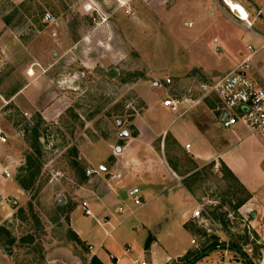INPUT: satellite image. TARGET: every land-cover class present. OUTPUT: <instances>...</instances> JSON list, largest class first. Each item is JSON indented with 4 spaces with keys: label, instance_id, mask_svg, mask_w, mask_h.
<instances>
[{
    "label": "rangeland",
    "instance_id": "374dc122",
    "mask_svg": "<svg viewBox=\"0 0 264 264\" xmlns=\"http://www.w3.org/2000/svg\"><path fill=\"white\" fill-rule=\"evenodd\" d=\"M205 2L0 0V132L7 137L0 139V264H86L88 247L73 235L70 217L84 233L101 232L82 203L95 175L111 180L130 171L121 167L125 149L142 161L159 151L181 176L203 214L189 223L195 251L215 234L227 246L240 240L254 264H264V217L253 216V207L233 209L248 189L225 163L195 158L197 149L215 154L237 141L221 125L220 99L205 100L170 127L183 144L141 127L152 106L161 127L171 123L168 95L187 92L197 77L230 73L240 50L263 43L218 10L206 11ZM254 31L264 36V16ZM255 62L264 75V50ZM251 138L226 159L255 176L264 173V144ZM241 260L234 250L215 249L198 264Z\"/></svg>",
    "mask_w": 264,
    "mask_h": 264
},
{
    "label": "crops",
    "instance_id": "0c3cea01",
    "mask_svg": "<svg viewBox=\"0 0 264 264\" xmlns=\"http://www.w3.org/2000/svg\"><path fill=\"white\" fill-rule=\"evenodd\" d=\"M232 1L241 4L252 17H255L259 10H263L261 17L264 16V0ZM205 4L206 11L213 14V10H218L230 19L229 9L223 5L222 0H206ZM259 21L260 18L257 22ZM215 41L218 42L217 39ZM244 50L239 51L243 57L247 48L246 51ZM197 109L198 106L194 108V111ZM176 114L171 123L162 124L161 127L160 122L154 119L155 109L152 106L148 114L149 120H145L146 122L144 121L141 127L144 126L149 132H155L161 136L171 134L174 141L183 144L184 141L178 130L175 132L169 130L180 118L184 117L178 114L176 116ZM239 125L233 130L228 129L237 141L215 154L213 153L215 149L213 151L197 149L195 158L214 159L225 163L251 194V199L242 208L253 207L251 209L255 216L260 218L264 217V173L249 176L246 168H237L226 159L234 147L252 139L248 132H244L245 128L239 130ZM130 138H132L131 134ZM192 146L194 147L193 143L191 148ZM126 151L127 149L122 151L121 154L125 157L120 162L121 167L129 165L130 171L126 169L127 172H122L121 178L116 177L111 180L106 179L105 176L95 175L91 181V189L86 194L88 199L84 200L89 203L93 217L99 224L104 219L109 220V224L104 226L100 224L103 234L100 231L84 233L75 226L70 217L73 235L87 245L89 256H97L104 264H135L136 261H145L148 264H171L179 261L187 253L195 251L196 239L189 226V223L194 221L192 213L196 208L195 201L183 185L182 178L176 170L171 165L166 166L162 162L159 151L154 150L156 157L153 155L149 157L151 160L145 161H142L134 152L128 155ZM134 197L141 198L142 204L135 205ZM147 206L150 213L146 215ZM121 207L126 211L123 216L118 213ZM114 226L116 229L108 236L106 231H111ZM261 237L264 241V231ZM90 245L94 246V253L90 252ZM0 249L3 250L1 246ZM239 263L244 264L245 262L241 260Z\"/></svg>",
    "mask_w": 264,
    "mask_h": 264
},
{
    "label": "built area",
    "instance_id": "2783aa9c",
    "mask_svg": "<svg viewBox=\"0 0 264 264\" xmlns=\"http://www.w3.org/2000/svg\"><path fill=\"white\" fill-rule=\"evenodd\" d=\"M222 1L229 8V17L233 22L264 39L262 34L254 31L255 24L263 14V10H259L257 15L252 17L246 8L243 7L244 15L239 9H234L230 6L228 0ZM46 20H52V16L48 14ZM262 50H264V40L258 48L249 44L247 46V53L230 73L214 79L201 80L197 77L194 80V83L197 84L190 87L187 92H183L180 96L168 95L163 101L164 106L181 117L192 111L202 102H205V100L216 96L222 103V106L218 108V111L222 115V127L233 130L241 124L247 130L249 136L258 137L264 144V75L255 62V57ZM224 115H227V118L223 120ZM0 139L2 142H7V137L2 131L0 132ZM186 149L190 151L191 144H187ZM216 161L217 166H219L220 162ZM3 176L5 179L12 177L9 167L4 168ZM116 177L121 178L122 175H113V178ZM133 200L137 206L142 204V199L139 197H134ZM82 208L87 216H93L87 201H83ZM125 212V209L122 207L118 210V213L122 216L125 215ZM200 218H203V214L201 207H198L193 211L192 219L196 221ZM100 224L102 226L109 224V220L104 219ZM115 229L116 227L114 226L111 231H106V234L110 236ZM89 249L90 252L94 253L95 248L93 245H90ZM93 256H90L86 264L90 263ZM135 264L148 263L136 261Z\"/></svg>",
    "mask_w": 264,
    "mask_h": 264
},
{
    "label": "trees",
    "instance_id": "16d2710c",
    "mask_svg": "<svg viewBox=\"0 0 264 264\" xmlns=\"http://www.w3.org/2000/svg\"><path fill=\"white\" fill-rule=\"evenodd\" d=\"M30 157L31 158H29V162L31 163L32 156H30ZM223 170L225 172L231 174L232 176H235L233 174V172L226 165L224 166ZM29 172H30V176H32V178H34L36 176V174L38 173V171H34L32 167L29 168ZM249 199H251V195L248 192L247 198L246 199H241L239 204L236 205L233 209L235 211L240 209L247 201H249ZM226 216H228L227 213L225 214V217ZM243 240L245 241V243L247 242L245 240V238H243ZM226 248L234 250V251L240 253L241 256H242L243 261L246 264H254L253 259L248 254V252L246 250H244L240 240L239 241L238 240L232 241V242L229 243L228 247H226V243L225 242L224 243L221 242L220 239L218 238V236L215 235V234L210 236V239L208 240V244L205 245L202 250H200V251L197 250V251H193V252L191 251V252L187 253L184 257H182L179 261H175V262H173L171 264H189V263L194 264V263L198 262L200 259H202V258H204L206 256L205 255L204 257L200 258V256L202 254H204L205 251H207L209 249H212V250L224 249L225 250ZM89 264H104V263L97 256H93Z\"/></svg>",
    "mask_w": 264,
    "mask_h": 264
},
{
    "label": "water",
    "instance_id": "95a60500",
    "mask_svg": "<svg viewBox=\"0 0 264 264\" xmlns=\"http://www.w3.org/2000/svg\"><path fill=\"white\" fill-rule=\"evenodd\" d=\"M245 110H246V109H245ZM226 118H227V115H224L223 120L226 119ZM117 124H118V127H119V128H122V127L124 126L125 122H124V120H119V121L117 122ZM121 135H122V137H127V136H130V133H129V131L124 130V132H123ZM119 151H120V150H119ZM62 201H63V200L61 199L60 202H62ZM253 216H255V214H253ZM226 247H228V246L226 245ZM211 250H212V249H209V250L205 251V253L202 254V255L200 256V258L204 257L205 255H208V254L211 252ZM8 254H11V253H8ZM189 264H192V263H189Z\"/></svg>",
    "mask_w": 264,
    "mask_h": 264
},
{
    "label": "bare ground",
    "instance_id": "6f19581e",
    "mask_svg": "<svg viewBox=\"0 0 264 264\" xmlns=\"http://www.w3.org/2000/svg\"><path fill=\"white\" fill-rule=\"evenodd\" d=\"M228 4L230 6H232L234 9H239L242 12V14L245 15L244 8H243V6L241 4H238L236 2H233L232 0H228ZM30 74L33 75L34 74V71L32 70Z\"/></svg>",
    "mask_w": 264,
    "mask_h": 264
}]
</instances>
